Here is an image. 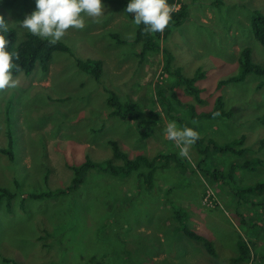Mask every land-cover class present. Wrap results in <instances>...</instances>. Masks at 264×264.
<instances>
[{"label":"rangeland","instance_id":"374dc122","mask_svg":"<svg viewBox=\"0 0 264 264\" xmlns=\"http://www.w3.org/2000/svg\"><path fill=\"white\" fill-rule=\"evenodd\" d=\"M126 1L102 0L105 15L99 22L87 20L83 29L69 28L60 39L72 55L55 51L46 72L36 64L28 76L13 77L15 88L0 90V147L6 148L11 136L13 152L12 161L0 152V185L16 193L9 210L0 204V255L17 257L19 264H138L159 255L163 264H264L257 256L264 255V189L243 191L264 181V86L257 88L262 79L249 73L218 91L231 116L195 118L212 108L217 81L238 71L243 47H251L253 62H264V46L250 27L254 10L264 14V0H179L187 5V17L158 43L184 76L201 68L207 77L203 103L175 86L181 100L171 103L174 99L163 91L168 105L157 97L170 83L162 76V53L139 55L142 42L133 40L137 26L124 12ZM34 8V0H0V14L16 30L17 40L28 32L17 23ZM76 58L99 60V80L79 69ZM109 89L128 111L138 112V121L109 114ZM169 121L194 128L204 153L195 155L191 146L188 157H181L164 136ZM141 129L146 138L140 137ZM242 136L241 154L207 148L209 139L223 145ZM109 139L130 157L138 151L175 155L161 159L159 165L168 166L156 170L152 187L136 173L120 177L92 169L65 195L22 198L69 184V166L85 154L95 161L110 158ZM246 161L248 167L237 166ZM232 165L229 188L212 184L210 171H228ZM183 227L206 237L217 254L186 236ZM242 240L251 257L233 262ZM0 264L6 263L0 259Z\"/></svg>","mask_w":264,"mask_h":264},{"label":"trees","instance_id":"16d2710c","mask_svg":"<svg viewBox=\"0 0 264 264\" xmlns=\"http://www.w3.org/2000/svg\"><path fill=\"white\" fill-rule=\"evenodd\" d=\"M168 3L177 5L179 10L172 14V19L169 25L164 29V31L162 33H148L144 31V25H140L136 28V36L133 40L135 42H142V49L139 52V55L141 57L144 56L146 51H161L162 53V76H166L168 80V82L166 83L170 82L167 86L162 85L161 87L163 89L161 88V90L158 91L157 97L160 100H163V103H166L168 105V102H171L165 95H163L164 92H169L171 97L174 99L171 103H179V100L181 99L176 96L174 88L175 86H181L183 92L186 95L191 96L194 101H196L198 104H201L204 102V99L201 96V91L205 88L202 86V83L207 77L205 71H203L201 68H197L193 75L189 77L184 76L181 73V67H176L172 64V55L164 49V46L161 47V45L158 43V41L163 35H165V37L168 36L172 32V30L182 24L185 18L187 17L186 4L181 3L179 0H168ZM127 14L131 17V14ZM0 17H3L6 22V19L2 14H0ZM250 27L253 37L262 46H264V14H262L258 10H254L250 19ZM4 35L5 38L9 41L7 45L8 49L10 51L15 50L18 53V59L15 60L14 63H17L19 65V71L12 69L13 77L18 75L19 73H23L24 75L28 76L32 72L36 64L40 66V69L43 72H46L52 59V55L55 51H65L72 55L70 48L60 40L57 41V43H55L54 45H50L46 39H41L37 36H33L29 32H25L21 40H17V33L16 30H14L13 28H9V32L5 33ZM111 35L115 38L117 42H125V40L120 38L117 34L112 33ZM76 64L79 69L88 71L92 76H94L97 81L99 80L101 75V62L99 60H81L76 58ZM236 66L238 68V71L235 74L229 75L228 77L219 79L217 81L215 85V90L217 91V94H215L214 96L212 108L210 110L208 109L204 112L198 113L197 116L195 115V118H215L216 116H231V111L225 109L223 97L218 91L221 90L222 87L226 84L243 81L249 73H254L262 79L258 83V89H261V87L264 86V62L255 63L252 61V49L250 46H245L239 51ZM106 91L108 93L106 97V104L109 108V114L111 116H116L122 121L127 120L133 123L140 119L138 112L128 111V104L122 103L116 93H114L110 89ZM147 136L148 133L141 129L140 137L146 138ZM200 140L201 139H198V142H195L192 145L191 149L194 150L195 155L204 153L203 149H199V145L201 142ZM243 141L244 136L230 143L217 145L214 141L209 139L207 148L212 149L213 151L233 152L241 154L244 151V148L241 147ZM107 144L109 145L112 152V156L107 160L95 161L92 160L88 156V154H85L82 161H77L76 165L73 164L69 166V169L72 170L73 174V177L69 184L57 188L55 190L41 192L30 191L24 194L22 198L43 199L65 195L68 192L73 191L80 183H82L85 180V174L87 173V171L92 169H96L98 171L120 177L136 173L137 177L142 179L147 186L152 187L156 170L159 167L165 168L168 166L167 163H162L161 165H159V163L162 162L161 159L169 160L171 156L175 155L173 152L169 151L165 153H159L154 156H147L145 154H141L140 151H138L133 157H130L129 155L127 156V154L120 148L116 140L109 139L107 140ZM261 144H264V139H261ZM0 152L6 154L10 161L13 160L11 136H9L8 139V146L6 148L0 147ZM195 155L193 154V157H195ZM116 161H120L121 163L117 164ZM202 161L203 159L200 160V162ZM256 163H261V161L259 160V162ZM249 164L250 162L246 161L243 164H239L237 166L242 168L248 167ZM235 168L236 165H232L228 171L215 168L214 170L210 171V177L208 178L212 182V184L214 182H219L218 184H220L221 186L229 188V185L227 183L228 181L226 182V180H229V178L233 177ZM14 182H16V180ZM263 189L264 181H260L256 182L253 186L246 187L245 189H243V191L244 193H251V191H260ZM236 193H239V191ZM15 197L16 193L0 185V204L4 202L5 206L9 210L10 204ZM179 217L180 216H178V218ZM183 231L186 236L188 235L190 237L195 238L197 241H201L210 255L215 256L217 254L213 244L206 237L197 233V231L195 230L188 229L187 227H183ZM257 256H260L264 260V255L258 254ZM250 257L251 253L246 241H240L238 243V255L234 259H232V261H245L248 260ZM0 259L3 263L6 264H19L20 262L17 257V260H14L12 258H7L0 255ZM44 264H54V262H48Z\"/></svg>","mask_w":264,"mask_h":264},{"label":"clouds","instance_id":"9594fccd","mask_svg":"<svg viewBox=\"0 0 264 264\" xmlns=\"http://www.w3.org/2000/svg\"><path fill=\"white\" fill-rule=\"evenodd\" d=\"M35 8L17 23V27L26 29L33 36L46 39L54 45L69 28L83 29L86 21L99 22L104 16L102 0H34ZM179 10L168 0H127L124 12L131 14L135 26L144 25L148 33H162L169 25L172 14ZM9 24L0 17V90L15 88L17 81L12 69L19 71L15 50H9V41L5 33ZM164 136L179 148L181 157H188L189 148L199 139V133L192 127H180L175 121H169L164 128Z\"/></svg>","mask_w":264,"mask_h":264},{"label":"crops","instance_id":"0c3cea01","mask_svg":"<svg viewBox=\"0 0 264 264\" xmlns=\"http://www.w3.org/2000/svg\"><path fill=\"white\" fill-rule=\"evenodd\" d=\"M195 228H198V226L196 225ZM171 251H176V250L174 248H172ZM162 258H163L162 255H159V256H155L151 259L142 260V261L138 262V264H163ZM128 263L129 264H136V263L131 262L129 260H128ZM166 264H169V263H166Z\"/></svg>","mask_w":264,"mask_h":264}]
</instances>
